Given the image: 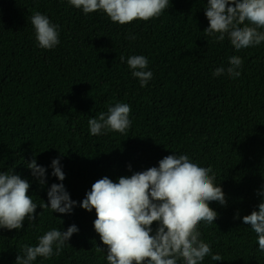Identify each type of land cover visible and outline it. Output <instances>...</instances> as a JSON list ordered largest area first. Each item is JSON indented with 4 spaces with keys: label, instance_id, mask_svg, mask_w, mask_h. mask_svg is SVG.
Instances as JSON below:
<instances>
[{
    "label": "trees",
    "instance_id": "16d2710c",
    "mask_svg": "<svg viewBox=\"0 0 264 264\" xmlns=\"http://www.w3.org/2000/svg\"><path fill=\"white\" fill-rule=\"evenodd\" d=\"M206 7L207 0H169L159 18L119 25L103 12L85 15L68 0H0V173L28 180L40 213L21 230L0 229V264H15L22 245L35 246L46 231L72 224L79 232L62 253L33 264H107L95 210L79 203L98 179L118 182L172 154L211 167L226 195V206L210 204L216 221L200 224L201 238L223 260L206 256L202 264H264L256 234L242 219L264 201L257 194L264 191V42L237 51L227 36H208ZM37 11L59 26L60 44L51 50L36 42ZM131 55L149 61L153 78L145 87L131 75ZM233 55L243 60L241 75L214 76ZM116 103L131 106L127 133L91 135L88 120ZM33 156L47 169L44 186L27 167ZM57 157L62 183L77 202L71 214L39 208L51 184L61 183L51 175Z\"/></svg>",
    "mask_w": 264,
    "mask_h": 264
},
{
    "label": "clouds",
    "instance_id": "9594fccd",
    "mask_svg": "<svg viewBox=\"0 0 264 264\" xmlns=\"http://www.w3.org/2000/svg\"><path fill=\"white\" fill-rule=\"evenodd\" d=\"M85 15L103 12L113 23L125 25L134 21L159 18L169 7V0H68ZM205 16L209 26L204 30L215 40L229 39L240 51L264 42V0H207ZM35 39L41 49L51 50L60 44L59 26L48 16L35 12L31 17ZM129 39H135L129 35ZM121 63L125 62L123 55ZM144 55H131L127 65L131 75L145 87L153 78ZM229 66L217 67L213 75H241V57L228 58ZM131 106L116 103L101 112L98 118L88 120L93 136L108 132L126 134L132 125ZM32 176L44 186L47 169L38 165L33 156L27 163ZM51 175L61 183H53L47 191L48 201L40 209L50 207L53 213L71 214L77 202L72 200L64 184L65 173L60 158L51 161ZM131 170V165L128 166ZM211 167H202L187 154H172L159 161L158 167L121 176L114 182L107 176L98 179L86 193L79 207L88 212L95 210L94 230L106 248L107 264H202L206 256L213 261L223 257L213 254L209 243L201 237L200 224H212L218 212L212 202L226 206V195L215 183ZM31 185L26 179L9 172L0 173V229L21 230L24 222L37 219L38 207L29 195ZM258 195L264 196V191ZM258 210L243 216V223L256 234L259 251L264 253V201ZM239 218V212L236 217ZM157 224L155 231L153 224ZM79 229L72 224L66 231L52 228L38 237L35 246H21L15 264H33L38 257L45 260L62 253L70 238ZM105 248L101 250L105 251ZM55 249V250H54Z\"/></svg>",
    "mask_w": 264,
    "mask_h": 264
}]
</instances>
